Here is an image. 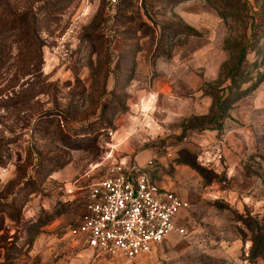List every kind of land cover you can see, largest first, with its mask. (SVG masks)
I'll list each match as a JSON object with an SVG mask.
<instances>
[{
	"label": "rangeland",
	"instance_id": "obj_1",
	"mask_svg": "<svg viewBox=\"0 0 264 264\" xmlns=\"http://www.w3.org/2000/svg\"><path fill=\"white\" fill-rule=\"evenodd\" d=\"M236 2L0 0L43 44L20 58L18 29L0 37V264H264L242 221L264 225V0ZM119 159L191 205L185 235L133 260L75 232Z\"/></svg>",
	"mask_w": 264,
	"mask_h": 264
},
{
	"label": "built area",
	"instance_id": "obj_2",
	"mask_svg": "<svg viewBox=\"0 0 264 264\" xmlns=\"http://www.w3.org/2000/svg\"><path fill=\"white\" fill-rule=\"evenodd\" d=\"M213 155L216 161L223 157L220 148ZM190 207L188 200L161 186L149 171L119 159L89 185L75 232L88 234L101 253L133 260L152 253L174 233L185 235L180 212Z\"/></svg>",
	"mask_w": 264,
	"mask_h": 264
},
{
	"label": "trees",
	"instance_id": "obj_3",
	"mask_svg": "<svg viewBox=\"0 0 264 264\" xmlns=\"http://www.w3.org/2000/svg\"><path fill=\"white\" fill-rule=\"evenodd\" d=\"M212 1L214 2L215 7L221 11L222 15H226L228 10H232V8L236 7L239 3L236 2L235 4H232L233 2H235V0ZM4 10L6 11L7 15H10V17L0 24V37H2V35H4L8 30H14L15 28H17L20 32L19 37H24L27 39L26 40L23 38L24 52L21 54L20 58H28L36 54L40 56V51H42L43 44L32 43L27 45V42L30 41L31 38L33 39L32 32L34 31V29L30 26V24L32 23H30L26 19V14L15 17L14 14H10L8 5L5 6ZM2 41L3 39H0V62L6 54V45ZM239 48L240 52L237 61L232 66L224 67L222 69V73L231 81V86L236 88H241V85H239V83L243 84L247 81V77H243L242 69L244 63L246 62V56L248 54L249 47L246 44H241L239 45ZM242 221L251 231V256L254 258L261 257L264 259V225L261 226L259 220L253 219L252 217H249L246 220L242 219ZM240 233L244 238L246 237V233L242 229L240 230Z\"/></svg>",
	"mask_w": 264,
	"mask_h": 264
},
{
	"label": "crops",
	"instance_id": "obj_4",
	"mask_svg": "<svg viewBox=\"0 0 264 264\" xmlns=\"http://www.w3.org/2000/svg\"><path fill=\"white\" fill-rule=\"evenodd\" d=\"M155 178V177H154ZM156 179V178H155ZM157 180V179H156ZM158 181V180H157ZM158 182H160V181H158ZM162 183V182H161Z\"/></svg>",
	"mask_w": 264,
	"mask_h": 264
}]
</instances>
